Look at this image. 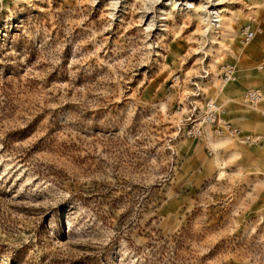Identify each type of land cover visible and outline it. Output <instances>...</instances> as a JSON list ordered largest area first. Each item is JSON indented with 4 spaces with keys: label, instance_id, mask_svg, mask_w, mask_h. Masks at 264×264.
Segmentation results:
<instances>
[{
    "label": "rangeland",
    "instance_id": "1",
    "mask_svg": "<svg viewBox=\"0 0 264 264\" xmlns=\"http://www.w3.org/2000/svg\"><path fill=\"white\" fill-rule=\"evenodd\" d=\"M263 56L264 0H0V264H264Z\"/></svg>",
    "mask_w": 264,
    "mask_h": 264
},
{
    "label": "built area",
    "instance_id": "2",
    "mask_svg": "<svg viewBox=\"0 0 264 264\" xmlns=\"http://www.w3.org/2000/svg\"><path fill=\"white\" fill-rule=\"evenodd\" d=\"M262 34V28L257 25H245L239 36L241 47L249 46L254 39ZM262 69V66H259ZM236 80V67L232 64L222 66L219 81L222 85H228ZM242 105L249 109H257L264 102V89H248L242 97ZM264 116V111L262 112ZM185 135L193 140H202L207 132L212 137H228L231 140L246 145L257 146L262 142V137L245 133L241 128L232 124L225 109L216 103L214 99H204L199 107H193L187 117V123L183 128Z\"/></svg>",
    "mask_w": 264,
    "mask_h": 264
},
{
    "label": "bare ground",
    "instance_id": "3",
    "mask_svg": "<svg viewBox=\"0 0 264 264\" xmlns=\"http://www.w3.org/2000/svg\"><path fill=\"white\" fill-rule=\"evenodd\" d=\"M216 17V16H215ZM217 23H218V25H219V28L221 27V25H222V23H221V21L220 20H218L217 21ZM214 28V27H213ZM213 32H215L214 31V29H213ZM216 58V57H215ZM214 58V59H215ZM213 62V61H212ZM213 63H215V62H213ZM236 74H237V71H236ZM214 80L216 79V78H213ZM213 84H214V82H213ZM215 86V85H214ZM216 87V86H215ZM220 88V87H219ZM222 88V87H221ZM264 103V102H263ZM262 103V104H263ZM262 104H260L259 106H261ZM258 106V107H259ZM257 107V108H258ZM215 138H227V139H229V140H231L230 138H228V137H215ZM227 139H223V140H216V142L214 143L215 144V146L217 147V148H223V147H225V146H227V144H228V141H227ZM234 141V140H233ZM236 142H238V141H236ZM239 144H241V145H246V144H244V143H241V142H238ZM237 151L238 150H236V149H234V148H229L228 149V151H227V153H228V157L229 158H233L234 157V155H236L237 154ZM219 159H218V157H215V159H214V165H216V166H218V165H220V164H218L219 163ZM224 161H222L221 163H223Z\"/></svg>",
    "mask_w": 264,
    "mask_h": 264
},
{
    "label": "crops",
    "instance_id": "4",
    "mask_svg": "<svg viewBox=\"0 0 264 264\" xmlns=\"http://www.w3.org/2000/svg\"><path fill=\"white\" fill-rule=\"evenodd\" d=\"M262 32H263V30H262ZM261 35H262V34H261ZM257 37H259V36H257ZM257 37H256V38H257ZM256 38H255V39H256ZM255 39H254V40H255ZM263 57H264V56H263ZM259 66H262V69H261V70L259 69ZM263 70H264V58H262L261 62L259 63V65H258V67H257V71H263ZM230 84H231V83H230ZM230 84H228V85H229V86H232V85H233V84H231V85H230ZM228 85H227V86H228ZM263 104H264V103H263ZM263 104L261 105L262 107L264 106ZM225 111H226V113H227V118H228V120H229L230 117L228 116V111H227L226 108H225ZM234 125L237 126V127H239V128H241V127H240L239 125H237V124H234ZM241 129H242V128H241ZM242 130H243V129H242ZM243 131H244V130H243ZM244 132L247 133V134H250V135H254V136H255V135H257V136H261V135L258 134V133H256V134H252L251 132H247V131H244ZM261 137H262V136H261ZM262 139H263V137H262ZM262 142H263V140H262ZM262 142H261V143H262ZM261 143H260V144H261ZM249 146H251V145H249ZM257 146H258V145H257ZM252 147H254V146H252Z\"/></svg>",
    "mask_w": 264,
    "mask_h": 264
}]
</instances>
